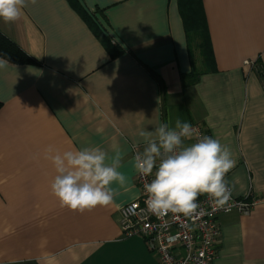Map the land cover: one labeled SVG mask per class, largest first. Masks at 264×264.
<instances>
[{"label": "crops", "instance_id": "obj_1", "mask_svg": "<svg viewBox=\"0 0 264 264\" xmlns=\"http://www.w3.org/2000/svg\"><path fill=\"white\" fill-rule=\"evenodd\" d=\"M201 7L205 36L188 29L181 0H29L16 22L0 21L33 60L0 69V264H159L122 235L119 209L139 195V131L177 117L231 149L234 197L264 194V0ZM49 145L119 151L126 185L110 205L61 207ZM218 223L212 264H264V202Z\"/></svg>", "mask_w": 264, "mask_h": 264}, {"label": "clouds", "instance_id": "obj_2", "mask_svg": "<svg viewBox=\"0 0 264 264\" xmlns=\"http://www.w3.org/2000/svg\"><path fill=\"white\" fill-rule=\"evenodd\" d=\"M32 4L36 0H30ZM29 0H0V21L14 23L23 15ZM0 58V69L8 66ZM146 146L137 151L132 164L142 177H152L143 185L148 209L157 216L168 213L191 215L199 196L207 195L218 205H226L232 188L226 179L235 167L231 149L210 136L193 138L192 125L177 117L159 124L154 131L140 130ZM44 159L54 168L50 184L60 206L84 213L97 206L110 205L118 194L113 187H124L128 177L120 170L119 151L109 157L99 146L60 150L49 145ZM109 160L111 162L109 163Z\"/></svg>", "mask_w": 264, "mask_h": 264}, {"label": "built area", "instance_id": "obj_3", "mask_svg": "<svg viewBox=\"0 0 264 264\" xmlns=\"http://www.w3.org/2000/svg\"><path fill=\"white\" fill-rule=\"evenodd\" d=\"M192 129V143L209 136L201 124H193ZM151 178L136 172L139 195L119 209L120 229L124 237L142 238L159 264H212L219 244L218 216L231 211L246 214L255 204L264 202V194L257 197L247 194L242 198L232 195L230 201L221 206L207 195H201L196 201L198 207L191 215L168 213L161 217L152 213L146 204L143 185Z\"/></svg>", "mask_w": 264, "mask_h": 264}, {"label": "trees", "instance_id": "obj_4", "mask_svg": "<svg viewBox=\"0 0 264 264\" xmlns=\"http://www.w3.org/2000/svg\"><path fill=\"white\" fill-rule=\"evenodd\" d=\"M201 0H181V11L186 20L188 29H194L197 33L205 36V24L201 15ZM102 40L106 42L105 38L100 34ZM110 53L114 56L119 54L121 50L114 48L112 45H108ZM0 58L7 59L9 62L15 64H28L33 60L19 48L13 41L7 38L0 32ZM183 79H185L183 77ZM197 80V76L191 78L190 83H194ZM1 105V104H0Z\"/></svg>", "mask_w": 264, "mask_h": 264}]
</instances>
